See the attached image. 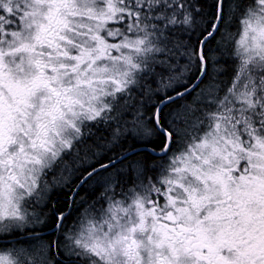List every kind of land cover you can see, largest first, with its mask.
Here are the masks:
<instances>
[{
	"label": "snow or ice",
	"instance_id": "snow-or-ice-1",
	"mask_svg": "<svg viewBox=\"0 0 264 264\" xmlns=\"http://www.w3.org/2000/svg\"><path fill=\"white\" fill-rule=\"evenodd\" d=\"M0 264H264V0H0Z\"/></svg>",
	"mask_w": 264,
	"mask_h": 264
}]
</instances>
